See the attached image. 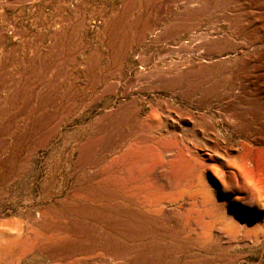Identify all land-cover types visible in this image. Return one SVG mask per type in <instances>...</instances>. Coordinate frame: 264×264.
Wrapping results in <instances>:
<instances>
[{
    "label": "rangeland",
    "instance_id": "1",
    "mask_svg": "<svg viewBox=\"0 0 264 264\" xmlns=\"http://www.w3.org/2000/svg\"><path fill=\"white\" fill-rule=\"evenodd\" d=\"M221 221L264 264V0H0V264H238Z\"/></svg>",
    "mask_w": 264,
    "mask_h": 264
},
{
    "label": "bare ground",
    "instance_id": "2",
    "mask_svg": "<svg viewBox=\"0 0 264 264\" xmlns=\"http://www.w3.org/2000/svg\"><path fill=\"white\" fill-rule=\"evenodd\" d=\"M2 11V10H1ZM50 24V23H49ZM48 24V25H49ZM61 25V34L64 35L65 34V26L63 24H60ZM15 25H13L12 27H14ZM10 27V26H9ZM10 28V29H15L14 28ZM49 28V27H48ZM9 29V30H10ZM17 30V29H16ZM12 31V30H11ZM15 32V30H14ZM58 37L60 38L61 35H58ZM117 37H114V38H111V39H108V42L110 43L111 41L112 42H118V40H116ZM121 42V41H120ZM120 44V43H118ZM121 44L119 46H116L117 49H121ZM125 47L122 46V49H124ZM27 51V55H30L32 54L31 57L33 58H37L38 59V64L40 63V58H39V55L40 53H38L37 49L35 48H32L30 46L27 47L26 49ZM91 62H93V60H91ZM93 64V63H91ZM32 65L34 66L35 68V72L36 74L39 76V74L41 73V70L39 68V66L37 65V61L34 62V59H32ZM226 213V212H225ZM145 214V213H144ZM128 215V214H127ZM132 215V214H131ZM150 215V214H148ZM146 215V216H148ZM145 216V215H144ZM150 217V216H148ZM152 218V217H150ZM224 221V220H223ZM221 221V222H223ZM128 222V221H127ZM132 222V221H131ZM130 222V223H131ZM152 222V221H151ZM225 222V221H224ZM216 223V222H212V223H205L201 226V232H199L205 239H208L207 236L210 232H213L216 231L217 233H219L220 235L222 234L224 238V241L222 242L223 245L221 244L219 246V248H221V250L223 249L226 254H228L227 258L224 259V262H234V261H237L238 264H241L243 263L244 261H247L248 258L252 255V253L254 252H257L258 249L260 248V246L262 245V238L260 235L261 231L260 229H255L254 228H251V226L247 225L245 222L241 221V222H238V223H234L232 222L231 226H227L225 225V223ZM124 223V222H123ZM129 223V224H130ZM229 223V222H227ZM125 224V223H124ZM150 224V223H149ZM127 225V223H126ZM125 225V226H126ZM135 225V224H134ZM121 226V225H120ZM124 226V225H122ZM129 226V225H128ZM199 226V225H198ZM228 227V228H227ZM229 227H231L232 231L229 230ZM130 228V227H129ZM194 228V227H193ZM200 228V227H199ZM126 229V228H124ZM196 229V228H195ZM130 230V229H129ZM128 230V231H129ZM132 230V229H131ZM195 231V230H194ZM251 231V232H250ZM133 232V231H132ZM264 232V231H263ZM211 234V233H210ZM263 234V233H261ZM198 235V234H197ZM200 236V235H198ZM219 238V236H218ZM196 241V240H195ZM199 242V241H198ZM205 242V241H204ZM199 245V244H198ZM215 245V244H214ZM217 246V245H215ZM198 247V246H197ZM207 250V249H206ZM216 252V251H215ZM221 252V251H220ZM221 254V253H220ZM224 254V253H223ZM261 255V254H260ZM221 257V256H220ZM224 258V257H223ZM219 260V259H218ZM206 261V260H205ZM211 261V260H210ZM218 264V263H217ZM252 264V263H251Z\"/></svg>",
    "mask_w": 264,
    "mask_h": 264
}]
</instances>
